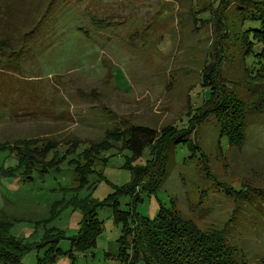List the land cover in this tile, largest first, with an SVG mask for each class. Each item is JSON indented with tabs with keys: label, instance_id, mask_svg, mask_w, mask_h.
<instances>
[{
	"label": "rangeland",
	"instance_id": "rangeland-1",
	"mask_svg": "<svg viewBox=\"0 0 264 264\" xmlns=\"http://www.w3.org/2000/svg\"><path fill=\"white\" fill-rule=\"evenodd\" d=\"M242 1L0 0V170L17 168L10 146L27 138L55 140L59 151L46 149L47 160L64 157L29 178L0 174V215L10 220L12 236L35 244L54 226L66 238L56 243L64 254L51 264H121L115 255L122 222L111 208L96 209L101 231L78 250L70 238L79 235L83 213L64 205L75 197L104 200L131 182L129 166L148 159L129 195L119 198L120 209L133 211L139 200L134 210L152 218L160 206H173L201 230L224 229L247 264H264V216L244 199L246 189L264 188V45L237 40L251 26L241 22L256 12L255 0ZM251 47L259 55L243 58ZM210 54L220 55L216 70L225 89L246 105L240 148L219 136L213 114L202 115L160 176L158 147L130 164L129 150L110 147L100 152L102 178L93 171L94 185L80 183L70 161L110 131L118 135L130 124L188 127L207 108L202 71L213 62ZM244 60L253 68L246 70ZM172 134L166 127L159 142ZM74 144L72 157L66 150ZM42 245L24 253L21 264L43 255L40 262L50 263L53 249Z\"/></svg>",
	"mask_w": 264,
	"mask_h": 264
},
{
	"label": "trees",
	"instance_id": "trees-1",
	"mask_svg": "<svg viewBox=\"0 0 264 264\" xmlns=\"http://www.w3.org/2000/svg\"><path fill=\"white\" fill-rule=\"evenodd\" d=\"M240 1L245 3L242 0ZM250 3L253 4L251 5L252 8H256V12L253 10L254 13L249 17V20L241 22L245 25L247 24V26L248 24L251 26H249L250 29L239 34L237 40L246 46L249 43H255V41L264 45V0L250 1ZM237 10L239 11V9ZM245 13L246 11L242 14ZM228 29V27H225V30ZM245 32L247 33V38H249L248 41L245 40ZM216 50L222 52L220 55H224L223 51L225 50L222 51L218 46ZM246 50L243 53V58L247 55H253V57L259 55L258 53H254L252 47L248 49L249 51ZM214 55H211L212 64L208 66L209 68L206 67L202 71L203 85L208 87L210 93V97L206 102L207 108L203 112L201 111L199 116L194 115L190 119L191 124L188 127L179 128L174 124H168L164 125L165 127L161 130H158L145 125L130 124L124 130L119 129L116 131L118 135L110 131L108 133L109 136H106L103 140L101 139L100 142L89 144L77 155L76 153L78 152L75 150L76 144L71 146V148L68 146L69 148L66 150V153H69L72 157L76 155V158H73L69 165L74 166L75 176L80 179V183L87 181V183L90 182L92 184L88 176L93 171L99 179L102 178L97 170L102 165L100 152L107 151L110 147H115L120 151L123 149L129 150L131 154L129 157H126L125 161L127 164L142 156L145 149H148L149 154H151L152 145L158 147V159L160 162L158 175L160 176V172L163 174L166 171L169 154L173 153L176 146L183 145L194 122H200L199 118L202 115L204 118H207L213 114L215 121L219 124V136H225L230 146L240 148L244 142L246 125L248 124L247 114L245 113L246 105L236 96L235 92L225 89V85L220 81L219 70H216L219 69L218 61L220 55L217 58ZM261 58L263 57H259V62ZM243 62L244 65H246V62L248 63L246 70L253 68V61L252 63L246 60ZM262 63L264 64V61ZM168 126L172 128L173 134L168 140L160 143L161 133ZM115 136L119 138L115 139ZM56 143L53 139L40 143L38 140L29 138L17 142L10 146L13 147L15 160H17V168L8 167L7 169H2L0 170V174L10 176L16 173L22 175L23 178H29L30 176L28 175L30 173L48 171L55 166L54 163L64 159L63 156L57 158L55 154L54 158L47 160L48 155L46 154L48 152L46 149L51 148V150L59 151L54 145ZM190 147L191 145L187 146L191 151ZM162 152L163 155H160ZM56 158L57 161H55ZM148 161L147 159L146 163ZM146 163L129 166L132 175L131 182L122 188H118L116 193L108 195L104 200L97 201L88 197L81 199L75 197V199L64 205V207L72 206L79 208L83 213L79 235L70 238L71 245H74L78 250H83L85 247L93 244L95 236L101 231V223L96 217V209L100 206H107L111 208L114 221L118 220L122 222L121 234L117 242L119 244L118 250L115 255L121 264H137L139 259H142L144 264H247L245 258L242 255L240 257L238 249L236 250L237 247L235 248V246L230 244L229 236L224 234V229L201 230L191 220L181 217L173 206L168 208L160 206L152 218L139 214L134 210V205L139 200L132 201L133 211L120 209L119 198L123 195H129L128 188L134 186L135 179L138 177L141 169L147 167ZM99 179H94V181L97 182ZM94 181L92 185H94ZM247 192H250V194H247L244 199H247L248 205L254 209L256 208L255 210L258 211L259 217L264 216V188H249L244 191V193ZM10 226V220L4 215H0V264H21L24 253L32 250L33 247H41L43 246L42 244L46 245L50 250L51 248L53 249L54 257L48 264H51L59 254H64L58 244H56L60 239L66 238L63 230L53 226L45 230L39 242L27 244L9 233ZM125 228H129L128 233L123 235ZM54 232L58 233L54 234ZM57 235L59 238L55 239ZM55 244L56 251L54 250ZM40 259H44V255L37 256L36 264L41 263Z\"/></svg>",
	"mask_w": 264,
	"mask_h": 264
}]
</instances>
